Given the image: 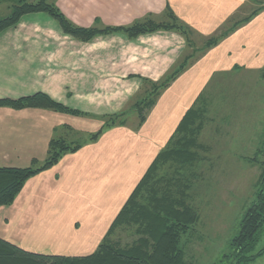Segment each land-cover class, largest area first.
Segmentation results:
<instances>
[{
  "label": "crops",
  "instance_id": "obj_1",
  "mask_svg": "<svg viewBox=\"0 0 264 264\" xmlns=\"http://www.w3.org/2000/svg\"><path fill=\"white\" fill-rule=\"evenodd\" d=\"M48 1L83 28L130 26L147 17L161 21L170 11L194 32L195 39L205 42L226 30L230 21L243 13L248 0ZM263 52L264 8L195 57L162 92L143 124L131 112L128 119L132 123L106 130L97 141L87 142L31 178L12 205L0 208V238L33 253L66 257L93 254L183 117L206 94L216 76L260 74ZM186 54V40L174 31L160 30L135 39L114 33L83 42L64 33L45 13L24 15L0 33V99L18 100L44 93L84 116L0 107V167L25 168L35 160L43 162L54 136L87 140L102 128V117L130 109L144 92V79L162 80ZM123 167L130 169L124 174ZM90 182L99 183L93 186L92 195L100 197L108 189L117 191L121 200L105 225L91 223L96 224L97 234L93 243L87 244L89 233L80 232V211L72 195L76 193V202L78 192L87 191L82 185ZM77 209L75 218L71 216L72 234L58 233L54 223L60 225L63 215ZM35 226L39 231L36 247L22 246L18 241L30 237Z\"/></svg>",
  "mask_w": 264,
  "mask_h": 264
},
{
  "label": "trees",
  "instance_id": "obj_2",
  "mask_svg": "<svg viewBox=\"0 0 264 264\" xmlns=\"http://www.w3.org/2000/svg\"><path fill=\"white\" fill-rule=\"evenodd\" d=\"M0 2L13 3L11 12L0 19V33L15 26L26 14L45 13L56 20L64 33L83 42L114 33H122L130 39H135L144 34L165 30L182 35L188 48H193L195 43L194 32L170 11L166 19L161 21L147 17L130 26L83 28L72 23L55 3L48 0ZM257 12H253L252 16ZM251 17L230 21L226 30L204 43L202 51L216 46ZM196 52L198 50L194 49L192 53L184 55L162 80L151 82L144 79V92L138 95L130 109L102 117V128L90 134L87 140L78 136H54L43 162L35 160L31 166L25 168L0 167V208L13 204L31 178L58 164L65 155L77 152L87 142L97 141L108 129L125 126L131 112H135L139 124H143L162 92L186 71ZM262 75L264 79V69ZM207 94L201 95L183 117L175 133L149 167L93 254L66 257L33 253L0 238V264H190L187 256L188 244L183 238L193 234V228L199 221V213L192 204L189 191L193 185L187 174L198 162L204 160L200 154L204 146L199 139L206 121L207 109L204 101ZM0 107L46 109L84 116V113L69 109L44 93L18 100L0 99ZM81 139L84 141L81 142ZM260 167L262 173L256 186L255 201L245 213L240 230L231 241L230 255L225 256L226 259L232 258L239 264L253 262L264 253L262 250L250 255L264 229V162L260 163ZM122 234H127L128 242L122 241Z\"/></svg>",
  "mask_w": 264,
  "mask_h": 264
},
{
  "label": "rangeland",
  "instance_id": "obj_3",
  "mask_svg": "<svg viewBox=\"0 0 264 264\" xmlns=\"http://www.w3.org/2000/svg\"><path fill=\"white\" fill-rule=\"evenodd\" d=\"M12 4V2H0V19L11 12ZM263 8L264 0H248L243 13L236 19L250 16ZM204 43L206 41L195 39L194 46L188 48V53L197 49L195 57H198ZM206 93H208L204 101L207 109L206 121L199 139L204 146V150L200 152L204 160L198 162V165L187 174L193 185L189 194L192 204L199 213V221L193 228V234L184 236L183 241L188 244L187 256L190 264H239L238 261L232 258L226 259L225 256L230 255L231 241L238 234L245 213L255 201L256 186L262 173L260 167V163L264 162L262 72L260 74L235 72L216 76ZM129 120L127 118V122ZM123 169L125 174L130 168L123 167ZM98 184L84 183L82 186L87 191L78 192L80 196H77L76 202H74L76 193L72 195L73 203L80 211L82 230L80 232L89 233L86 235L88 238H84L87 244L95 236L94 234H97L94 227L96 224L91 223L104 224L106 220H111L121 200L117 191L108 189L100 197L92 195L93 186ZM73 203L66 205H74ZM93 206H98L97 210ZM78 209L74 210L73 214L63 215L60 225L54 223L58 233L72 234V231L69 232L72 224L71 216L75 218ZM99 209L102 213H99ZM38 233V228L35 226L30 237L26 238L23 235L26 239L18 242L24 247H36V242H39ZM122 238L123 242L129 240L127 234H122ZM60 250L63 252L65 249ZM262 250H264V229L250 255ZM247 264H264V253Z\"/></svg>",
  "mask_w": 264,
  "mask_h": 264
}]
</instances>
